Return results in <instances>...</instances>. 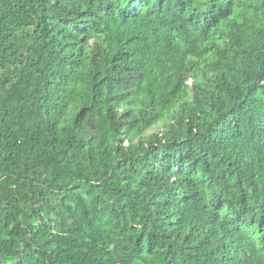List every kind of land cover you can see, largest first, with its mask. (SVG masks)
I'll list each match as a JSON object with an SVG mask.
<instances>
[{
  "label": "trees",
  "instance_id": "1",
  "mask_svg": "<svg viewBox=\"0 0 264 264\" xmlns=\"http://www.w3.org/2000/svg\"><path fill=\"white\" fill-rule=\"evenodd\" d=\"M0 264H264V0H0Z\"/></svg>",
  "mask_w": 264,
  "mask_h": 264
}]
</instances>
